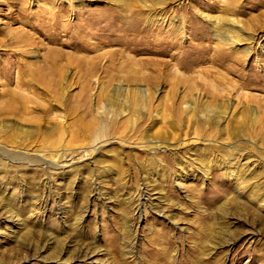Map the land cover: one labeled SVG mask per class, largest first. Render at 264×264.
Here are the masks:
<instances>
[{
  "label": "rangeland",
  "instance_id": "rangeland-1",
  "mask_svg": "<svg viewBox=\"0 0 264 264\" xmlns=\"http://www.w3.org/2000/svg\"><path fill=\"white\" fill-rule=\"evenodd\" d=\"M217 19L248 56L220 65ZM53 52L60 91L16 87ZM0 264H264V0H0Z\"/></svg>",
  "mask_w": 264,
  "mask_h": 264
},
{
  "label": "bare ground",
  "instance_id": "bare-ground-1",
  "mask_svg": "<svg viewBox=\"0 0 264 264\" xmlns=\"http://www.w3.org/2000/svg\"><path fill=\"white\" fill-rule=\"evenodd\" d=\"M140 5H142L143 8L147 7L146 3H140ZM158 5H160V4H158ZM136 7L137 6H135V8ZM138 7H140V6H138ZM75 10H77L76 6H75ZM51 11H52L51 7L48 11L46 9H43L42 13H41V14H43V18H39V17H37L36 19L32 18V20L28 23L30 24L31 27L37 28L35 31L39 35L43 36V34L41 32L42 29L40 30V29H38V27L39 28L41 27L43 29L45 28L48 31L54 32L55 35L52 37L53 38L52 42L56 43V42L60 41V39L58 38L60 33L61 34L63 33L64 36L67 37V35L72 31V26L69 24H64V25L61 24V17H62L60 15L61 14L60 13L61 8L57 7L56 11H54V13ZM49 14H50V16L54 17L53 19L55 20V23H53V25H49V23H48L50 18H51V17L50 18L47 17ZM207 20H209V19H207ZM213 25H214L213 27L219 28V30L217 31L216 38L218 40V43L222 47L220 50H218V51L216 50V51L220 54L223 53V57L219 58L220 65H222L223 62H225L227 60L226 56H229L231 59H234L232 52H233L234 48L237 46L238 47L240 45L245 46L246 47V49L244 50L245 55L248 56L250 54L251 44L253 43V39H252V37L244 36L243 34H241L242 30H241V28H238L239 26L237 24H235L234 20H227V22H224L223 20L217 19V21H215L213 23ZM4 35H5L4 37H6L5 42L8 41V42H11V44H15V46L17 48H19L18 52L21 51V53H20L21 55H23V54L35 55V52L33 53L31 49L28 51L22 50L23 48L30 47L32 45V43L31 42L29 43L26 38H25V40H23L21 38L18 42H16L15 40L18 39V37H14L13 35H11L10 32H8L7 34L5 33ZM73 38L74 37L71 36L69 38V40H64L61 45L65 48H71V49L76 48L77 43L76 42H75V44L73 43V41H72ZM29 39H30V41H32L31 37ZM163 43H166V42H162V44ZM156 46L157 45H155V47ZM226 47H228V50H229L227 55L224 54V51L227 50ZM49 55H50V53H49ZM62 57H63L62 54H59L58 52H53V53H51V56L49 57L48 65H46L45 64L46 62H45V63H43V66H42L39 64L40 62H38V61H34V63L35 62L37 63V65H34V66H32L31 64H29V65L22 64V66H20L18 68V71H17L16 87L18 86L20 88L21 86L34 85L35 82H38L39 84H41V82H43V83L46 82L48 84V82L50 80H53V82H54L53 84H54L55 88L56 89L58 88V91H60L61 86H63V82H65L64 81L65 80L64 79L65 78V71H64L65 67L61 64ZM120 58H122V57H120ZM78 62L81 63V60L78 59ZM84 67H85V70L87 71L86 72L87 78H89L99 68V63L98 62H89V61L85 60L84 61ZM132 79H134V78H132ZM88 86H89V81L87 80L81 88V94L82 93L86 94V89ZM63 90H64V88L62 89V92H64ZM132 92H133V96H134V98L138 104H141V103L143 104V103L147 102V99H146V93L147 92L146 91H144L140 88H135L132 90ZM119 93H120V89L117 88L114 90L113 96H115ZM60 94H62V93L60 92ZM12 96L14 97V98L12 97L13 101H15L16 99L24 100L21 96V93H18V92H17V94L13 93ZM120 97H122V96H120ZM118 101H120L122 103L123 98L119 99V97H118ZM227 108H228V106H227ZM185 109H186L187 113L191 112V114H195L197 111L194 103L188 104ZM104 126L100 125L96 129V132H98V134H97L98 138L101 136V132H105L106 128Z\"/></svg>",
  "mask_w": 264,
  "mask_h": 264
}]
</instances>
